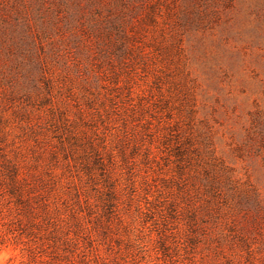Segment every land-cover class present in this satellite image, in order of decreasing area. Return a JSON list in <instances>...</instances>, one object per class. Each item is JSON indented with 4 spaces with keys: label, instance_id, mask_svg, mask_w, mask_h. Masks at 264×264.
<instances>
[{
    "label": "rangeland",
    "instance_id": "rangeland-1",
    "mask_svg": "<svg viewBox=\"0 0 264 264\" xmlns=\"http://www.w3.org/2000/svg\"><path fill=\"white\" fill-rule=\"evenodd\" d=\"M0 264H264V0H0Z\"/></svg>",
    "mask_w": 264,
    "mask_h": 264
},
{
    "label": "trees",
    "instance_id": "trees-1",
    "mask_svg": "<svg viewBox=\"0 0 264 264\" xmlns=\"http://www.w3.org/2000/svg\"><path fill=\"white\" fill-rule=\"evenodd\" d=\"M28 208V207H27ZM20 222V221H19ZM21 223V222H20ZM22 233V232H21Z\"/></svg>",
    "mask_w": 264,
    "mask_h": 264
}]
</instances>
